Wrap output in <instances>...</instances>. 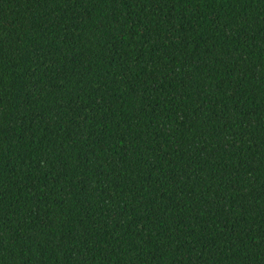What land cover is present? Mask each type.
Here are the masks:
<instances>
[{"label": "trees", "instance_id": "obj_1", "mask_svg": "<svg viewBox=\"0 0 264 264\" xmlns=\"http://www.w3.org/2000/svg\"><path fill=\"white\" fill-rule=\"evenodd\" d=\"M0 264H264V0H0Z\"/></svg>", "mask_w": 264, "mask_h": 264}]
</instances>
